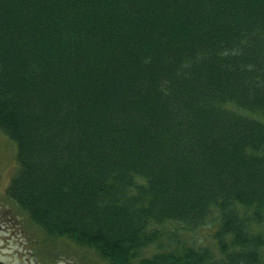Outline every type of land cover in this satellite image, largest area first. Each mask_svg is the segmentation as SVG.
<instances>
[{
  "label": "trees",
  "instance_id": "1",
  "mask_svg": "<svg viewBox=\"0 0 264 264\" xmlns=\"http://www.w3.org/2000/svg\"><path fill=\"white\" fill-rule=\"evenodd\" d=\"M258 114L264 0H0L5 193L47 257L60 239L106 264H264ZM169 222H215L218 254L145 256Z\"/></svg>",
  "mask_w": 264,
  "mask_h": 264
},
{
  "label": "rangeland",
  "instance_id": "2",
  "mask_svg": "<svg viewBox=\"0 0 264 264\" xmlns=\"http://www.w3.org/2000/svg\"><path fill=\"white\" fill-rule=\"evenodd\" d=\"M257 119L264 122V115H257ZM15 149L9 139L0 133V193L6 187V183L8 179H10L14 171L16 170V162L15 161ZM11 215V213H10ZM16 216V215H15ZM215 222L212 224H208L194 231H185L174 223H168L159 228L161 237L159 239V244L152 245L145 252V256L149 257V255L153 253H157L163 248L165 251H169L171 246L174 244L178 247L181 245H194V247L199 248L202 246L208 247L210 250H214V253L217 255V250L215 248L214 240L211 239L212 232L216 230L214 227ZM16 223L14 222L12 225L6 224L3 229H0V254L10 257L11 259L22 260V264H36L42 263L40 260L38 261V257H40V253L37 257L32 256L31 258H27L24 254H30L35 247L33 243H40L41 240L47 239L42 233L36 230L35 227L32 226L30 229H23V226L15 227ZM214 227V228H213ZM13 229V230H11ZM254 232H259L264 235V220L259 227L253 229ZM29 242V245L27 244ZM35 242V243H36ZM49 247H52L58 253L56 256L58 259L50 260V262H55L54 264H106L104 261H101L96 255L87 252L86 250H80L75 247V245L69 244L66 240H47L45 241ZM162 247H157L159 245ZM21 246V247H20ZM158 249V250H157ZM35 251V250H34ZM11 253H18L13 256ZM29 260V263L27 261Z\"/></svg>",
  "mask_w": 264,
  "mask_h": 264
},
{
  "label": "flooded vegetation",
  "instance_id": "3",
  "mask_svg": "<svg viewBox=\"0 0 264 264\" xmlns=\"http://www.w3.org/2000/svg\"><path fill=\"white\" fill-rule=\"evenodd\" d=\"M6 187L4 188L2 195L0 193V229L4 228L3 226L6 224H13L16 223L14 226L17 228L20 226H24L25 223V215H23L19 209L17 208V205L8 197V195L5 194ZM11 213V215H10ZM16 215V216H15ZM13 230V229H11ZM29 245V242L27 243ZM21 247V246H20ZM18 253H11V255L15 256ZM37 251H32L30 254H24L25 257L31 258L32 256H36ZM40 260L39 257L37 259ZM41 261V260H40ZM22 260H17L7 256H4L0 254V264H22ZM29 263V260L27 261ZM40 264V263H36ZM42 264H51L50 262H42ZM54 264V263H53Z\"/></svg>",
  "mask_w": 264,
  "mask_h": 264
}]
</instances>
